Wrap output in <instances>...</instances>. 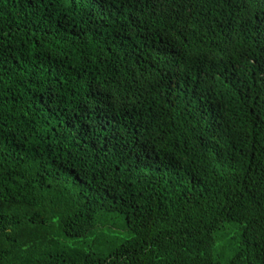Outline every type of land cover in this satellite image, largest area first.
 <instances>
[{
    "label": "trees",
    "instance_id": "1",
    "mask_svg": "<svg viewBox=\"0 0 264 264\" xmlns=\"http://www.w3.org/2000/svg\"><path fill=\"white\" fill-rule=\"evenodd\" d=\"M0 264H264V0H0Z\"/></svg>",
    "mask_w": 264,
    "mask_h": 264
}]
</instances>
